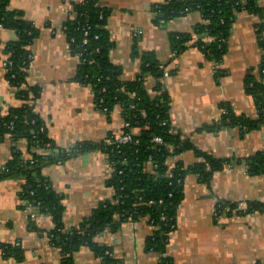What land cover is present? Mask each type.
Wrapping results in <instances>:
<instances>
[{
	"label": "crops",
	"instance_id": "obj_1",
	"mask_svg": "<svg viewBox=\"0 0 264 264\" xmlns=\"http://www.w3.org/2000/svg\"><path fill=\"white\" fill-rule=\"evenodd\" d=\"M79 0H9L7 8L22 13V18L38 30L29 48L32 59L27 82L40 89L35 110L44 121L55 147L49 151L56 160L45 164L42 174L62 195L65 206V232H70L91 215L101 201L114 197L109 184L112 164L101 149L71 153L84 141H103L123 134L125 120L118 104L111 115L102 111L90 86L77 80L80 58L72 51L65 32L66 21L74 15L73 3ZM167 0H99L111 10L107 28L114 41L110 58L123 68L124 79H134L141 60L139 52L155 51L162 67L163 81L170 95L171 122L175 130L189 137L197 148L216 157L247 158L264 150V128L241 133L238 128L197 131L207 122L221 117L222 103H230L240 114L258 117L255 99L246 92L245 76L263 59L259 25L264 16L242 11L237 14L223 62L216 64L196 46L177 55L170 34L188 32L202 21L200 11L165 20H156L157 6ZM264 8V0H259ZM18 38L15 29L0 30V116L23 100L6 77L3 53L6 43ZM222 69V75L216 72ZM151 90L153 79L147 83ZM137 132V129H136ZM37 151L26 139L7 136L0 142V174L5 164L21 154L27 161ZM176 157L171 158L174 161ZM186 164L198 160L193 151L180 155ZM26 179L11 174L0 180V241L23 249V259L6 257L0 249V264H61L62 249L49 232L53 219L37 213L22 199ZM220 201L264 203V174L252 175L245 164H230L215 172L209 182L189 174L185 196L177 210L176 228L170 233L166 255L173 264H264V211L220 213ZM246 207H244L245 209ZM33 217L39 230L30 227ZM147 217L130 219L116 230L107 228L94 238L101 246L111 247L112 255L123 264H159L163 253L146 248L153 233ZM75 264H103L90 245H82L73 255Z\"/></svg>",
	"mask_w": 264,
	"mask_h": 264
},
{
	"label": "trees",
	"instance_id": "obj_2",
	"mask_svg": "<svg viewBox=\"0 0 264 264\" xmlns=\"http://www.w3.org/2000/svg\"><path fill=\"white\" fill-rule=\"evenodd\" d=\"M9 0H0V23L4 28L15 29L16 40L3 47L7 60L11 61L6 77L16 89L23 103L11 107L0 116V139L7 136L14 140L26 139L35 151L32 157L23 161L19 153L9 160L0 174V180L7 175L20 174L26 182L22 186L21 197L29 201L39 212L48 214L55 223L49 232L51 240L62 249L61 264H75V246L90 245L95 248L103 264H123L108 252L111 247L101 246L94 241L96 235L130 219L147 217L153 225V233L147 238L146 248L164 254L159 264H173L167 256L166 248L170 233L176 228L177 210L185 196V181L189 174L209 182L215 172L230 164H245L249 174H264V150L247 158L216 157L212 153L197 148L194 142L180 130H175L171 122L170 95L163 81L162 65L155 51L139 52L133 56L141 60V68L134 79L123 78V68L110 58L114 41L107 28L111 10L102 6L99 0H79L73 3L74 15L65 25V32L75 54L81 57L76 78L90 86L98 107L111 115L114 107H122L125 122L124 132L132 140L120 142L119 136L110 135L103 141H84L71 153L103 150L110 158L112 176L109 184L115 189L114 197L101 201L78 227L65 232L62 195L52 186L50 179L42 174L45 164L56 160V154L49 150L55 147L44 121L35 110V101L40 89L27 82L28 69L32 59L29 46L38 35V30L28 26L22 13L7 8ZM158 16L170 20L191 11H200L202 21L192 31L170 34L177 55L188 47L196 46L214 63H222L229 49V39L237 14L242 11L264 16V8L259 0H167L157 6ZM262 34L264 22L259 25ZM263 59L251 68L245 76L246 92L256 102L258 117L237 113L230 103H222L221 117L207 122L197 131H220L227 127L238 128L241 133L264 128V41L261 40ZM218 69L216 76H221ZM153 79V87L147 86ZM44 128V129H42ZM137 129V132H136ZM162 137L157 142L154 137ZM108 140H110L108 142ZM193 151L198 160L186 164L180 155ZM176 157L174 161L171 158ZM238 202L220 201L216 207L220 213H247L264 211V203L251 201L245 209L238 208ZM30 227L39 230L31 217ZM0 249L6 257L15 256L22 260L23 249L19 246L2 243Z\"/></svg>",
	"mask_w": 264,
	"mask_h": 264
},
{
	"label": "built area",
	"instance_id": "obj_3",
	"mask_svg": "<svg viewBox=\"0 0 264 264\" xmlns=\"http://www.w3.org/2000/svg\"><path fill=\"white\" fill-rule=\"evenodd\" d=\"M4 28V26H3V24L2 23H0V30L1 29H3ZM78 56H79V58H80V60H81V57H80V55L79 54H77ZM32 56V55H31ZM3 65H4V68H5V71H6V73L10 70V67H11V61L9 60H5L4 62H3ZM125 125L127 126V125H129L127 122H125ZM42 129H44V128H42ZM119 141L120 142H127V141H130V140H132V137H131V135H129V134H125V133H123V134H121V135H119ZM154 140L155 141H157V142H162V137H160V136H156V137H154ZM2 140L0 139V142H1ZM110 140H108V142H109ZM247 205L245 204V206L242 204V203H239L238 204V208H240V209H244V207H246ZM109 253V252H108Z\"/></svg>",
	"mask_w": 264,
	"mask_h": 264
},
{
	"label": "rangeland",
	"instance_id": "obj_4",
	"mask_svg": "<svg viewBox=\"0 0 264 264\" xmlns=\"http://www.w3.org/2000/svg\"><path fill=\"white\" fill-rule=\"evenodd\" d=\"M75 249H76L75 250V253H76V251L78 250V247L75 246ZM92 249L95 251V248L94 247H92Z\"/></svg>",
	"mask_w": 264,
	"mask_h": 264
},
{
	"label": "water",
	"instance_id": "obj_5",
	"mask_svg": "<svg viewBox=\"0 0 264 264\" xmlns=\"http://www.w3.org/2000/svg\"><path fill=\"white\" fill-rule=\"evenodd\" d=\"M162 73V72H161ZM56 155L58 156L59 154L58 153H56Z\"/></svg>",
	"mask_w": 264,
	"mask_h": 264
}]
</instances>
